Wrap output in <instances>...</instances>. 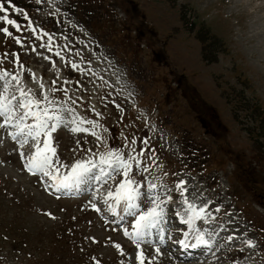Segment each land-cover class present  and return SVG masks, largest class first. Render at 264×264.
<instances>
[{"label":"rangeland","instance_id":"obj_1","mask_svg":"<svg viewBox=\"0 0 264 264\" xmlns=\"http://www.w3.org/2000/svg\"><path fill=\"white\" fill-rule=\"evenodd\" d=\"M0 3L7 9L0 17L19 25L0 19V29L12 33L0 31V70L19 76V87L37 97L40 84L45 91L66 89L67 96H49L96 122L83 125L88 133L65 127L53 133L54 172L110 149L130 152L125 145L133 138L139 153L146 139L149 171H132L141 191L155 183L164 211L179 215L187 205L175 184L187 181L188 201L210 207L203 215L218 231L215 249L225 252L207 263L169 253L170 262L159 263L264 264V6L256 9L254 0ZM15 130H0V264H138V251L152 260L166 250L149 242L137 249L123 231L130 232L132 217L116 226L92 207L122 176L107 183L85 177L87 184L56 195L50 178L25 169L35 148L31 140L23 147L21 137L14 141L8 132ZM150 206L142 197L141 209Z\"/></svg>","mask_w":264,"mask_h":264},{"label":"snow or ice","instance_id":"obj_2","mask_svg":"<svg viewBox=\"0 0 264 264\" xmlns=\"http://www.w3.org/2000/svg\"><path fill=\"white\" fill-rule=\"evenodd\" d=\"M8 3H11V0H8ZM0 11H7L3 3H0ZM0 19H4L8 24L15 25L19 29V25L14 20H10L6 16L0 17ZM0 31L8 36L12 35L6 27L0 29ZM32 32L35 35V29H32ZM37 39H41V37H37ZM15 42L23 46L20 38H17ZM40 47H48V50L51 51L49 45L41 44ZM32 51H35V46H33ZM4 55L7 56V54ZM12 55L15 57L14 63L19 64V54L13 53ZM57 55H60V53L58 52ZM44 58L47 59V57ZM71 66L73 68L78 67L76 64ZM20 67L23 68L24 66L20 64ZM31 78L35 80V75L32 74ZM19 81V76L13 75L6 70H0V117L3 118L2 122H0V130L16 129L15 131H9L8 135L18 142L19 138L23 136L24 140L21 147H23V144H28L29 140L33 141L31 146L35 148V151L27 158V162L24 165L25 169L33 175L40 174L41 177L50 178L53 181L52 187L57 190L61 188L68 189L73 186L79 187L85 177L95 183H107L109 179L114 180L116 176H122L123 179L120 180L115 191L109 188L104 202L108 204L109 210L113 212H115L117 205L122 204L123 212L133 218L132 231L129 232L127 228H124L123 231L125 236L133 240L136 248L140 249V244L144 241L145 236L150 234L151 229L159 226L162 217L165 215L162 207L165 201L159 200V197L155 195V190L158 186L155 183H149L147 192L144 193L141 191L142 182L132 178L134 166L138 175L149 171V165L144 163L145 157L149 161L153 158L151 155L146 156L149 151L147 148L148 140L141 141L145 147H142L139 153H136L134 147L136 140L133 138L129 144L125 145V147L131 148L130 152L124 153L110 149L106 153H100L98 160L77 159L71 164L70 172L61 178L56 174L59 173V168H56L55 172L52 170V158L56 155V148L53 147L52 143L53 133L61 127H65L71 133H88L89 128L83 127V125L88 124L95 127L96 122L81 118L79 115H73L75 108L66 107L64 103L58 102L55 98H50L49 96V92L56 93L58 91H62L67 96L66 89L51 88L45 91L43 84H40V93L39 97H37L36 93H33L31 89L26 92L23 88H20ZM10 86L16 88V91L12 94H9ZM73 103L75 102L73 101ZM29 120L31 123L28 122ZM91 135L96 136V133L92 131ZM42 137L43 146L41 147ZM97 139L99 140L100 137H97ZM87 151L91 152L92 150L88 149ZM20 155L22 159L25 158L23 152ZM186 184L187 181L178 180L175 184V189L184 197L183 203L187 205V219L183 223L194 227V221L201 219L200 214L205 209L204 207L197 209L188 201ZM142 197L151 203V206L147 207L146 210L141 209ZM109 199H113L114 203L109 204ZM168 200H172V197L168 196ZM92 207L96 211H100L95 204ZM47 215L51 216V213H47ZM52 218L55 217L53 216ZM123 218L121 217V219ZM229 239H232V237H229ZM179 244L183 247L188 246L184 240H180ZM208 244V240L201 234L197 236V243L192 244L191 247L207 246ZM249 245L252 246L251 241H249ZM115 247L121 249L119 244H116ZM156 251L159 253L160 249L157 248ZM135 259L138 264H144L143 250L135 254Z\"/></svg>","mask_w":264,"mask_h":264},{"label":"bare ground","instance_id":"obj_3","mask_svg":"<svg viewBox=\"0 0 264 264\" xmlns=\"http://www.w3.org/2000/svg\"><path fill=\"white\" fill-rule=\"evenodd\" d=\"M255 1V6H256V9H261V7L262 6H264V0H254ZM259 1H261V2H263L262 4H260L261 2H259ZM217 225V224H216ZM183 226V225H182ZM116 229V228H115ZM214 244V241H213V243L211 244V247H210V249H211V254H209L208 252H205L204 250H205V246H203V247H200V248H197L196 250L197 251H199V253L201 254V256L203 257V259H204V261H206V260H208V259H210V260H212L213 258H215L216 257V255H218L219 253H220V251H221V248H219V249H215V246L213 245ZM243 247V246H242ZM224 248V247H223ZM224 250V249H223ZM148 252H150L149 250H148ZM239 252V251H238ZM223 253H225V252H222V253H220V254H223ZM238 254V253H237ZM224 255V254H223ZM219 256V255H218ZM182 259H187V258H182ZM220 259H222V258H220ZM214 260H217V259H214ZM160 261H165V262H170V257H168V256H166V255H164V254H162L160 257H157V259H156V262L158 263V264H161V263H159ZM172 261V260H171Z\"/></svg>","mask_w":264,"mask_h":264}]
</instances>
